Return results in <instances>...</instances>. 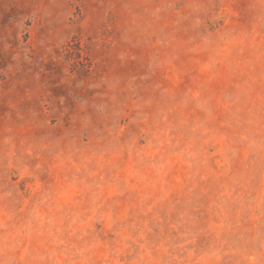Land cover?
Returning <instances> with one entry per match:
<instances>
[{"label": "rangeland", "instance_id": "374dc122", "mask_svg": "<svg viewBox=\"0 0 264 264\" xmlns=\"http://www.w3.org/2000/svg\"><path fill=\"white\" fill-rule=\"evenodd\" d=\"M0 264H264V0H0Z\"/></svg>", "mask_w": 264, "mask_h": 264}]
</instances>
